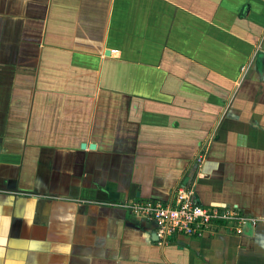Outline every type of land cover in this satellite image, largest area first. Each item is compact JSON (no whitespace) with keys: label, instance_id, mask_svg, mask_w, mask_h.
Wrapping results in <instances>:
<instances>
[{"label":"crops","instance_id":"crops-1","mask_svg":"<svg viewBox=\"0 0 264 264\" xmlns=\"http://www.w3.org/2000/svg\"><path fill=\"white\" fill-rule=\"evenodd\" d=\"M185 179L255 224L124 207ZM0 264H264V0H0Z\"/></svg>","mask_w":264,"mask_h":264},{"label":"built area","instance_id":"built-area-1","mask_svg":"<svg viewBox=\"0 0 264 264\" xmlns=\"http://www.w3.org/2000/svg\"><path fill=\"white\" fill-rule=\"evenodd\" d=\"M203 160L199 154L197 164ZM198 175L200 173L198 172ZM195 183L188 186L178 183L166 202L153 200H132L124 207L134 216L154 225V235L161 243L172 238H202L219 233L240 236L255 220L238 209L206 207L197 203Z\"/></svg>","mask_w":264,"mask_h":264},{"label":"water","instance_id":"water-1","mask_svg":"<svg viewBox=\"0 0 264 264\" xmlns=\"http://www.w3.org/2000/svg\"><path fill=\"white\" fill-rule=\"evenodd\" d=\"M82 148H84L85 147V145L84 144H82V146H81ZM91 148L93 149L94 148V145H91ZM187 181V179H185L184 181H183V185H186V186H188L189 184H190V182L188 183V182H186ZM198 203V202H197Z\"/></svg>","mask_w":264,"mask_h":264}]
</instances>
